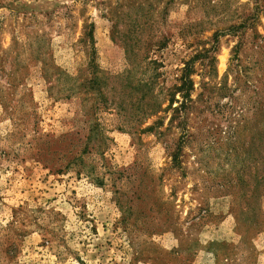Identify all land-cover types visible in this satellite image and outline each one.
Here are the masks:
<instances>
[{
    "label": "rangeland",
    "instance_id": "obj_1",
    "mask_svg": "<svg viewBox=\"0 0 264 264\" xmlns=\"http://www.w3.org/2000/svg\"><path fill=\"white\" fill-rule=\"evenodd\" d=\"M0 264H264V0H0Z\"/></svg>",
    "mask_w": 264,
    "mask_h": 264
},
{
    "label": "trees",
    "instance_id": "obj_2",
    "mask_svg": "<svg viewBox=\"0 0 264 264\" xmlns=\"http://www.w3.org/2000/svg\"><path fill=\"white\" fill-rule=\"evenodd\" d=\"M128 49V48H127Z\"/></svg>",
    "mask_w": 264,
    "mask_h": 264
}]
</instances>
